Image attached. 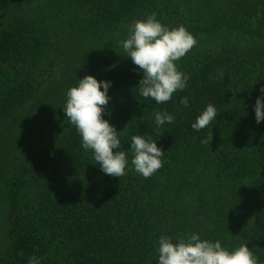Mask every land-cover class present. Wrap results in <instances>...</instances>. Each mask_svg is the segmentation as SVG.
I'll use <instances>...</instances> for the list:
<instances>
[{
	"label": "trees",
	"instance_id": "trees-1",
	"mask_svg": "<svg viewBox=\"0 0 264 264\" xmlns=\"http://www.w3.org/2000/svg\"><path fill=\"white\" fill-rule=\"evenodd\" d=\"M223 1L0 0V264H155L160 234L191 232L247 242L264 264V0ZM152 12L197 40L177 62L187 87L164 104L138 94L119 44ZM86 75L112 82L104 119L122 149L144 135L165 152L150 178L105 175L81 148L62 107ZM209 103L216 123L196 132ZM164 110L175 121L158 129Z\"/></svg>",
	"mask_w": 264,
	"mask_h": 264
},
{
	"label": "clouds",
	"instance_id": "clouds-1",
	"mask_svg": "<svg viewBox=\"0 0 264 264\" xmlns=\"http://www.w3.org/2000/svg\"><path fill=\"white\" fill-rule=\"evenodd\" d=\"M157 16L156 12H152L144 19L130 23L126 39L119 41V44L124 57L131 58L133 65L137 66L134 71L142 74L136 86L138 94L156 104H164L172 100L174 93L182 92L187 87L189 76L179 70L177 62L197 45V40L184 26L170 28ZM77 80L76 86L66 91L62 110L65 120L80 137L81 148L92 153L99 170L117 178L131 170L147 179L163 168L165 152L157 146L156 140L133 135L128 148L122 149L118 135L120 131L104 119L109 114L107 105L111 96L108 93L112 82L98 81L92 75ZM259 93L253 105L257 124L264 121V86ZM189 101L190 98L184 96L179 104L187 109L190 107ZM218 113L215 105L209 103L190 127L196 132L209 127L212 130ZM174 121L175 116L166 110L154 113V123L158 129ZM155 244V264H259L247 242L229 250L220 240L203 239L197 232L176 240L167 234H160ZM19 254L23 256L22 252ZM27 264H42V257L31 255Z\"/></svg>",
	"mask_w": 264,
	"mask_h": 264
},
{
	"label": "rangeland",
	"instance_id": "rangeland-1",
	"mask_svg": "<svg viewBox=\"0 0 264 264\" xmlns=\"http://www.w3.org/2000/svg\"><path fill=\"white\" fill-rule=\"evenodd\" d=\"M227 2H228V1H225V0L222 2V5H221V11H224V10H225L224 8H226V7L228 6ZM200 3H201V2H199V4H200Z\"/></svg>",
	"mask_w": 264,
	"mask_h": 264
}]
</instances>
